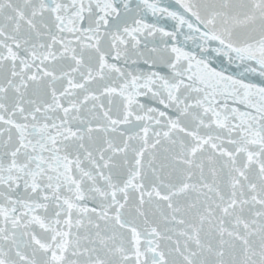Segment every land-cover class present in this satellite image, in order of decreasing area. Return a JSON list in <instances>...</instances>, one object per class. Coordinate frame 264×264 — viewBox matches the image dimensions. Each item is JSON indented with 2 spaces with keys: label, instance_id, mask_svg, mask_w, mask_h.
<instances>
[{
  "label": "snow or ice",
  "instance_id": "snow-or-ice-1",
  "mask_svg": "<svg viewBox=\"0 0 264 264\" xmlns=\"http://www.w3.org/2000/svg\"><path fill=\"white\" fill-rule=\"evenodd\" d=\"M0 264H264V0H0Z\"/></svg>",
  "mask_w": 264,
  "mask_h": 264
}]
</instances>
